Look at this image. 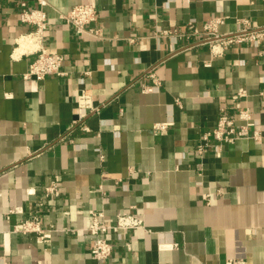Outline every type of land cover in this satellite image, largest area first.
<instances>
[{
    "label": "crops",
    "instance_id": "crops-1",
    "mask_svg": "<svg viewBox=\"0 0 264 264\" xmlns=\"http://www.w3.org/2000/svg\"><path fill=\"white\" fill-rule=\"evenodd\" d=\"M18 1L0 0V264H97L92 235L62 231L95 210L144 223L111 235L102 264H264V41L213 52L180 34L217 16L220 34L240 19L263 26L264 0H46L42 45L63 60L40 81L23 77L39 44ZM81 3L95 7L98 35L61 18ZM237 105L262 137L220 145L211 129ZM52 180L60 194L40 207ZM34 214L43 242L15 230Z\"/></svg>",
    "mask_w": 264,
    "mask_h": 264
},
{
    "label": "built area",
    "instance_id": "built-area-1",
    "mask_svg": "<svg viewBox=\"0 0 264 264\" xmlns=\"http://www.w3.org/2000/svg\"><path fill=\"white\" fill-rule=\"evenodd\" d=\"M37 7L27 9L24 0L18 1L20 9L19 19L23 23L35 26V30L30 33L32 39L39 45L34 51V59L29 65L27 72L23 75L24 79L42 80L48 75L60 74V67L63 57L47 47L42 45V33L45 30V17L42 8L47 4L46 0H36ZM61 18L66 24L72 26L78 33L87 32L91 35H98V31L91 28V23L97 19V11L94 6L88 3H81L73 6L69 11L61 15ZM225 16H217L211 18L200 29L193 27L191 23L183 26L180 34H190V36L199 37L200 41L209 45L211 51L214 52L216 46L229 47L236 43L264 41V25L252 26L247 20L240 19L237 29L234 33L220 34L218 27L225 22ZM264 96V93H261ZM247 96L246 91H238L233 96L236 103L241 98ZM79 104L85 105L84 96L79 99ZM87 105V104H86ZM95 112L97 108H89ZM227 107L223 106L220 109V114L215 126L211 129L210 134L214 139L221 144H232L241 139L259 140L262 135L255 128L257 123L252 117V112L247 106L235 107V113L230 114ZM166 124H156L155 130H163ZM208 134L205 133L202 137L203 143L198 144L197 153L202 155L205 151V142ZM60 194L59 183L55 180L51 181L44 188L39 206H43L49 198L58 197ZM18 209L9 210L10 213L18 212ZM91 223L83 229H63L64 233L83 234L89 233L93 236V241L90 249V256L97 264L110 259L113 250L111 235H116L122 238L125 231L144 227L143 220L135 213L121 212L115 216L113 222L105 219L102 211L95 210L90 212ZM16 232L21 234H35L39 241L46 240V231L41 226V218L38 214H34L31 218L20 220L15 226ZM52 230V227L49 229ZM226 264H242V262L228 261Z\"/></svg>",
    "mask_w": 264,
    "mask_h": 264
}]
</instances>
